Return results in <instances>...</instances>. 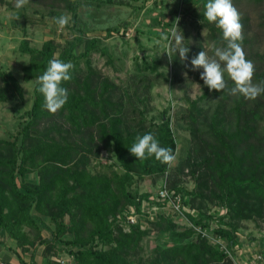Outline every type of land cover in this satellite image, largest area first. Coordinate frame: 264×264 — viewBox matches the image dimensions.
<instances>
[{
    "label": "trees",
    "instance_id": "1",
    "mask_svg": "<svg viewBox=\"0 0 264 264\" xmlns=\"http://www.w3.org/2000/svg\"><path fill=\"white\" fill-rule=\"evenodd\" d=\"M162 1L155 0L154 9L163 7ZM96 2L98 7L115 3L95 0V6ZM207 2L178 0L174 9L176 15H182L178 31L186 29L188 17L199 21ZM82 3L28 0L26 4L44 7L50 17L69 13L76 26ZM233 5L241 17L246 59L255 68L253 83L264 86V52L257 47L259 37L253 27L254 13L264 25V0H233ZM10 6L16 8L12 3ZM154 22L164 27L175 25L162 24L156 18ZM198 23L199 28L209 29L208 37L216 47L226 46L215 23L205 18ZM79 46L83 51L78 54ZM20 49L30 56L23 68L24 79L36 83L27 119L16 134L0 137V243H4L2 238L12 241V251L21 264H26L22 256L27 254L31 264L38 255L44 264H234L218 245L194 229H179L158 196L134 186L147 178L158 180L168 175L165 182L171 192L184 198L189 219L210 232L215 218L210 214L211 205L223 208L225 213L218 217L220 226L213 234L226 240L235 254L242 223H264V93L254 100L233 95L234 82L226 76V88L221 92L206 86L199 98L187 100V108L178 117L190 134L186 155L174 165V161L164 164L154 156L140 160L129 149L137 136L146 133L153 134L160 146L171 148L175 158L178 155L169 110L163 111L157 122L148 120L139 107L128 102L133 96L139 98L141 86H151L153 79L146 74L156 72L160 60L154 64L145 60L144 65L136 62L131 85L126 88L97 69L93 55L107 57V64L115 70L123 69L125 60L111 53L100 38L87 37L81 27L62 50L54 39L45 41L41 48L24 39ZM203 50L189 52L184 62L173 54L174 78ZM213 55L212 50L210 57ZM53 58L74 65L71 79L61 85L68 90L67 103L55 114L44 107L37 82ZM12 100L23 102V89L13 73L1 72L0 103ZM206 100L213 105L205 107ZM103 152L110 156L107 169L92 170L93 159ZM185 177L193 178L192 191L186 189ZM130 207L140 216L136 225L127 220ZM153 231L158 237L166 236L168 242L157 244L146 256L143 244Z\"/></svg>",
    "mask_w": 264,
    "mask_h": 264
},
{
    "label": "rangeland",
    "instance_id": "2",
    "mask_svg": "<svg viewBox=\"0 0 264 264\" xmlns=\"http://www.w3.org/2000/svg\"><path fill=\"white\" fill-rule=\"evenodd\" d=\"M6 1L16 6V2H12V0ZM82 1L83 3L79 9L78 25H74L71 14L63 13V15L70 16L69 24L63 29L55 23L54 18L57 17L47 15L48 11H45L44 7L25 4L23 7L16 9L11 8L10 4L4 5L0 2V73H13L24 94L23 102L12 100L7 103H0V137L8 138L12 134H16L20 128V123L27 119L25 113L31 109L33 104L36 81H26L24 79L23 68L29 64L30 56L23 54L21 51L22 41L27 39L32 46L41 48L45 41L54 39L59 46V50H62L68 41L77 36V31L81 27L87 37L100 38L110 48L111 53L125 60V67L123 69L117 67L118 70H115L114 67L107 64V57L97 53L93 55L94 66L123 87H130L136 62L144 65L145 60L150 64L160 60L156 72L150 70L146 74L153 79L150 81L152 82L151 86H141L138 94L139 98L133 96L128 99V102L131 100L132 106L139 107L148 120L156 119L157 122L160 121L163 111L169 110L168 115L172 119L171 125L179 143L178 155L172 163L173 165L177 164L180 156L186 155V149L190 141V134L183 127L185 123L180 121L178 117L187 108V100L199 98L206 89L204 82L200 79L203 69L192 71L190 63L186 64V68L180 69L178 77L174 78L173 74L176 70L172 66V60L170 61L166 54L168 42L164 39L165 36L171 38L170 29L172 28L157 25L154 22L156 18L161 20L162 24L175 23L179 18L180 23L182 15L174 13V9L178 7V0H163L164 6L162 7L161 4L157 9L153 7L155 0H114L115 3L109 2L99 7L98 2L95 6V0ZM157 1L160 2L161 0ZM186 1L203 2V0ZM120 2H124V4H120ZM183 9H186L185 5H183ZM261 10L264 11V8ZM201 14L198 17L199 21H203V18H205L202 11ZM257 15L258 13L253 15V27L257 33L256 36L259 37L260 47L259 45L257 47L261 52H264V25ZM188 18L185 21L186 29L181 32L185 38L184 46L189 47V52L194 51L195 53L202 47L210 56V52L213 50L212 45L215 43L208 37L209 29L207 27L199 28V21ZM109 31L112 32L109 34ZM76 51L78 54L81 53L83 46H79ZM59 52L56 54L57 56ZM247 53H249L248 50ZM171 59H173L172 56ZM225 76L230 78L227 73H225ZM194 84H199L200 89ZM129 92L133 94L132 90H129ZM209 105H213V103L206 100L204 106L208 107ZM93 160L92 170L107 169L110 156L107 152H103L99 158ZM167 177L168 175L158 180L147 178L136 183L134 189L142 193L151 192L157 197ZM183 181L188 191L194 189L195 182L192 177H185ZM165 209L175 218L174 221L179 225V229L183 230L190 226L185 218L176 216L169 207ZM224 213L223 208L211 205L210 214L215 216L210 222L212 234L220 226L218 217ZM238 233L240 246L235 249V257L243 263L253 259L255 255L261 254L263 261L258 264H264V223L256 220L244 221ZM158 236L159 233L153 231L144 241V254L146 256L151 253V250L157 244L168 242L166 236ZM38 251L40 254L41 250L38 249ZM38 257H41V255H38Z\"/></svg>",
    "mask_w": 264,
    "mask_h": 264
},
{
    "label": "clouds",
    "instance_id": "3",
    "mask_svg": "<svg viewBox=\"0 0 264 264\" xmlns=\"http://www.w3.org/2000/svg\"><path fill=\"white\" fill-rule=\"evenodd\" d=\"M26 3L28 0H16V8L19 9ZM204 17L209 23H215L222 31L226 46L212 45L214 55L211 57L205 50L193 56L190 61L191 70L203 69L200 79L210 91L217 92L226 88L224 77L227 73L235 85L231 89V94H240L247 99H256L264 93V86L253 83L255 68L253 63L246 59L242 47L243 26L240 22V13L233 5V0H208L205 5ZM54 20L63 29L69 24L70 16L61 15ZM178 23L179 18L175 22V27L170 29L171 38L164 37L168 42L166 54L170 61L173 54H178L179 59L184 62L188 60L190 49L188 46H184L185 38L183 33L178 31ZM73 67L71 62L66 63L53 58L49 61L44 73L37 78L38 91L44 97V107L50 113L55 114L67 103L68 90L61 85L71 79L70 73ZM194 85L200 89L199 84ZM129 151L131 155L140 160L152 156L164 164H171L175 160L172 149L160 146L158 140L151 133L137 136L136 142Z\"/></svg>",
    "mask_w": 264,
    "mask_h": 264
},
{
    "label": "built area",
    "instance_id": "4",
    "mask_svg": "<svg viewBox=\"0 0 264 264\" xmlns=\"http://www.w3.org/2000/svg\"><path fill=\"white\" fill-rule=\"evenodd\" d=\"M158 198L160 201H163L166 203V207H169L173 213L176 214V216L180 218H185L188 223L189 227L195 230L197 235H201L202 237L208 238L210 242L213 244H216L220 247L221 250H223L229 257L233 259L234 264H258L263 261V257L261 254L255 255L253 259L241 262L239 261L232 250L229 249L228 243L223 238L212 234L208 229L203 228L202 226L195 225L187 216L185 209H184V198L180 194H175L171 192L167 186V182H164V185L161 187L158 193ZM165 207V208H166ZM131 213L127 214V220L129 224L136 225L140 222V216L133 214V210H130ZM212 231V230H211Z\"/></svg>",
    "mask_w": 264,
    "mask_h": 264
},
{
    "label": "crops",
    "instance_id": "5",
    "mask_svg": "<svg viewBox=\"0 0 264 264\" xmlns=\"http://www.w3.org/2000/svg\"><path fill=\"white\" fill-rule=\"evenodd\" d=\"M4 243H0V264H21L19 257H17L13 251L12 247L14 244L10 240H5L2 238ZM23 260L26 264H31L32 260L29 254L22 256ZM35 264H44L43 257H35Z\"/></svg>",
    "mask_w": 264,
    "mask_h": 264
}]
</instances>
